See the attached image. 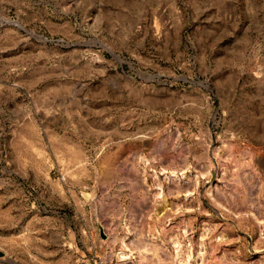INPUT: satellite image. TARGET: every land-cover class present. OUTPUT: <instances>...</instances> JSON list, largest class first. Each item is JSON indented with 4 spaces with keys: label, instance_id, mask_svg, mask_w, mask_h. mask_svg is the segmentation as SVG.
<instances>
[{
    "label": "rangeland",
    "instance_id": "374dc122",
    "mask_svg": "<svg viewBox=\"0 0 264 264\" xmlns=\"http://www.w3.org/2000/svg\"><path fill=\"white\" fill-rule=\"evenodd\" d=\"M0 264H264V0H0Z\"/></svg>",
    "mask_w": 264,
    "mask_h": 264
}]
</instances>
